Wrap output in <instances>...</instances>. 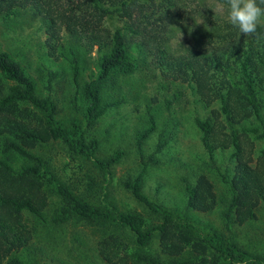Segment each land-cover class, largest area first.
I'll use <instances>...</instances> for the list:
<instances>
[{
    "label": "trees",
    "instance_id": "16d2710c",
    "mask_svg": "<svg viewBox=\"0 0 264 264\" xmlns=\"http://www.w3.org/2000/svg\"><path fill=\"white\" fill-rule=\"evenodd\" d=\"M201 1V0H200ZM221 1V0H219ZM259 2V0H258ZM179 0H0V13L10 18L21 9H31L45 31L44 45L56 57L66 60L77 86L76 115L58 117L56 101L51 96L50 71L46 94H40L33 78L21 62L6 50H0V264L24 263L16 255L32 239L26 216L43 221L51 193L62 201L53 222L70 218L99 225L98 254L109 264H264V256L242 248L233 227L256 218L264 208V23L252 36H244L217 10L198 4L196 11L210 16L204 42L200 29L189 30L192 47L174 51L168 41L176 29H182L177 10ZM264 7V5H261ZM116 16L121 27L111 32L104 20ZM156 16L160 33L144 32L141 23ZM147 22V21H146ZM63 33L71 39L63 41ZM134 35V36H133ZM139 37V42L137 38ZM131 38H134L131 40ZM80 39L82 44L76 45ZM88 53L95 47L93 66L86 72ZM159 51L158 68L181 81L196 95L205 117L196 116L201 144L211 164L219 151L229 150V163L220 180L229 193L221 211L223 229L202 227L194 213H209L218 205L214 183L204 173H197L184 184L182 210L168 207L150 198L142 186L149 163L166 140L158 139L153 151L141 158L140 170L123 180V186L156 219L148 223L139 212L122 210L116 205L95 206L77 195L59 179L49 162L35 152L36 147L59 141L71 156L91 160L103 171L116 163L121 151L106 158L96 155L98 139L87 132L108 109L122 103L109 90L121 75L131 74L139 66L132 50ZM217 107H211L213 103ZM79 113V115H78ZM155 125L136 135L138 143ZM12 157L20 162L14 164ZM206 228V229H205ZM166 259L143 252L154 237ZM132 247L133 249L131 250Z\"/></svg>",
    "mask_w": 264,
    "mask_h": 264
},
{
    "label": "rangeland",
    "instance_id": "374dc122",
    "mask_svg": "<svg viewBox=\"0 0 264 264\" xmlns=\"http://www.w3.org/2000/svg\"><path fill=\"white\" fill-rule=\"evenodd\" d=\"M219 0H179L177 10L182 29H176L174 37L168 41L174 51L192 47L194 40L189 30L203 33V41H208L206 31L211 17L196 9L202 3L205 7L217 9ZM219 12V11H217ZM220 13V19H227V11ZM147 21V22H146ZM103 26L111 32L122 26L116 16L107 17ZM145 33H160L162 24L156 16L141 23ZM164 35V34H163ZM181 35V36H180ZM134 36V35H133ZM134 38H131L133 40ZM45 31L38 16L31 9H21L13 17L6 18L0 13V50H6L16 57L36 83L37 91L46 94L49 72L58 76L51 80V96L57 103L58 117L68 119L76 115L77 99L70 68L65 59L50 53L44 45ZM63 33V41L70 42ZM139 42V37L137 38ZM80 39L76 40L78 47ZM159 51L146 53L132 50L138 57L139 66L131 74L121 75L109 90L122 103L111 107L89 128L87 137L98 139L96 155L106 158L116 151L123 154L119 160L103 171L91 160L71 156L59 141H51L36 147L35 152L43 156L60 180L65 182L83 200L95 206L116 205L122 210L139 212L148 223L156 217L139 203L123 186L127 177L140 170L141 158H146L154 149L158 139L166 140L165 146L156 154L157 162L149 163L142 178L143 191L153 200L168 207L184 210V184L197 173H204L214 183L218 205L209 213H194L204 228L223 229L221 211L229 193L220 180L217 166L223 170L229 163V150L217 153L215 164H211L201 144V132L195 124L196 116L205 117L204 109L196 95L181 81L174 80L158 68ZM87 59L86 72L93 66L95 47L87 52L81 47ZM211 107H217L213 103ZM155 125L141 143L136 135L149 126V115ZM79 115V113H78ZM264 144L255 141L256 149ZM14 164L20 161L12 157ZM61 199L54 193L49 196L43 221L32 215L26 219L32 231L29 245L16 253L24 263L37 264H109L98 254L97 243L102 231L99 225L82 219L70 218L62 223L53 222V217L61 209ZM205 228V229H206ZM238 244L251 253L264 256V208L256 210V218L243 225L233 227ZM131 250L133 249L130 247ZM143 252L160 259L166 256L160 251L157 236L143 248ZM129 264H145L132 260Z\"/></svg>",
    "mask_w": 264,
    "mask_h": 264
},
{
    "label": "clouds",
    "instance_id": "9594fccd",
    "mask_svg": "<svg viewBox=\"0 0 264 264\" xmlns=\"http://www.w3.org/2000/svg\"><path fill=\"white\" fill-rule=\"evenodd\" d=\"M264 0H221L217 11H227L228 21L239 28L244 36H252L257 32L258 25L264 23ZM181 36V35H180Z\"/></svg>",
    "mask_w": 264,
    "mask_h": 264
}]
</instances>
